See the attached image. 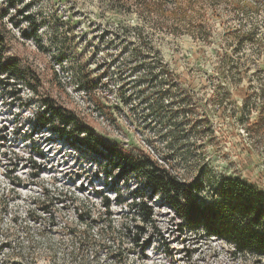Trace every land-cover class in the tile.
Segmentation results:
<instances>
[{
  "label": "rangeland",
  "instance_id": "rangeland-1",
  "mask_svg": "<svg viewBox=\"0 0 264 264\" xmlns=\"http://www.w3.org/2000/svg\"><path fill=\"white\" fill-rule=\"evenodd\" d=\"M7 2L0 0V7ZM229 12L224 10L223 17L219 13L215 18L208 16L213 26L210 39H199L189 27L175 35L157 31L149 21L140 23L180 87L188 90V99L175 98L174 106L190 104L197 122L195 129L178 127L172 139L164 135L166 127L149 126L150 120L142 114L116 103L120 76L130 79L120 71L134 45L125 46L115 32L118 27L138 25L136 14L111 11L109 0H22L4 23L9 55L39 74L43 94H51L108 142L120 143L132 152L140 148L168 154L184 178L205 182L207 200L212 203V193L224 177L240 178L264 192V145L256 144L246 132L247 121L255 122L257 113H243L247 90L255 82L246 77L228 86L231 95L225 96L217 75L219 51L235 48L232 31L242 26L245 31L256 28L264 34V13L241 18ZM26 16L31 19L27 21ZM243 52L251 53L247 47ZM84 75L96 81L89 93L79 87ZM109 78L113 80L108 85ZM36 101L22 85H0V137L5 138L0 142L5 145L0 154V198L7 204L0 242L6 237L22 247L14 253L5 251L4 256L13 254V262L78 264L67 256L62 240L66 222L80 226L75 208L104 212L103 200L108 198L118 225L128 212L125 201L139 185L134 180L127 184L118 180L120 172L101 158L36 127ZM13 151L19 159H10ZM3 152H9L7 157ZM33 172L39 177H32ZM153 206L155 224L146 228L139 246L130 238L116 245L127 250L126 264H264V259L234 255L220 240L182 231L166 208L158 203ZM144 242L150 246L142 252ZM93 264L115 262L101 249Z\"/></svg>",
  "mask_w": 264,
  "mask_h": 264
},
{
  "label": "trees",
  "instance_id": "trees-1",
  "mask_svg": "<svg viewBox=\"0 0 264 264\" xmlns=\"http://www.w3.org/2000/svg\"><path fill=\"white\" fill-rule=\"evenodd\" d=\"M7 1L6 7H0V85L27 88L37 99L36 127L51 131L72 146L101 158L112 170L120 172L118 180L123 179L126 184L134 180L139 185L132 192L131 199L125 201L128 212L122 215L118 225L110 211L108 198L103 200L104 212H95L93 207L75 208L79 228L70 222L62 226V240L70 260L89 264L86 259L91 256L90 264H93L98 262L102 249L114 259L115 264H126L127 250L116 245L130 238L134 245L139 246L146 228L155 224L154 203L166 208L182 231L189 230L194 235L220 240L229 245L236 256L264 259V192L240 178L224 177L212 193L213 202L210 203L205 182L198 177L194 180L184 178L168 154H160L162 152L156 150V155L140 148L132 152L120 143L108 142L51 94H43L44 81L39 74L9 55L4 22L22 0ZM109 7L120 14H136L139 19L138 25L118 27L115 32L125 46L134 45L124 58V70L120 71V74L128 73L130 79L120 76L122 84L116 94V103L129 112L142 114L145 120H150L149 126L166 127L168 130L164 135L172 139L176 137L178 127L191 125L195 129L197 122L190 104L174 106L175 98L188 99V90L180 87L174 71L155 50L140 23L149 21L157 31L175 35L189 27L199 39H210L213 26L208 23V16L215 18L214 15L221 11L217 16L223 17L224 10H230L229 13L241 18L263 14L264 0H109ZM25 19L29 21L31 18L26 16ZM231 34L235 48L232 52L219 51L217 75L223 82L219 89L225 96H230L231 88L228 86L238 85L246 77L253 78L255 86L247 90L243 113L250 116L256 112L257 118L252 123L250 119L247 121L246 132L256 144L264 145V34L257 32L256 28L245 31L242 26ZM245 47L251 53L243 52ZM112 80L109 78L107 84ZM95 82L84 75L80 90L93 91ZM3 139L0 137V142L5 141ZM4 148L5 145L0 144V154ZM8 153L3 152L2 156L7 157ZM12 153L10 159H19V154ZM9 162L15 166L13 160ZM39 175L33 172L32 177L38 178ZM11 182L16 183L15 179ZM6 208L7 204H3L0 198V232ZM149 246L150 242H144L142 252ZM7 249L14 253L21 251L22 247L5 237L0 242V264H23L22 261L13 262L11 253L4 256Z\"/></svg>",
  "mask_w": 264,
  "mask_h": 264
}]
</instances>
